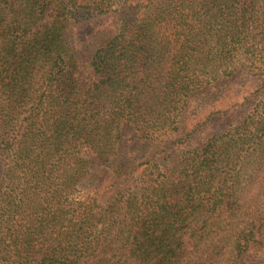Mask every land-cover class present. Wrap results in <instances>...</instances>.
<instances>
[{"label":"trees","instance_id":"16d2710c","mask_svg":"<svg viewBox=\"0 0 264 264\" xmlns=\"http://www.w3.org/2000/svg\"><path fill=\"white\" fill-rule=\"evenodd\" d=\"M0 264H264V0H0Z\"/></svg>","mask_w":264,"mask_h":264}]
</instances>
